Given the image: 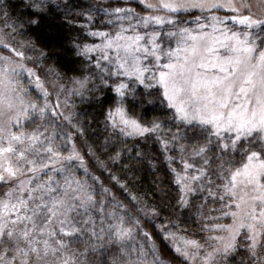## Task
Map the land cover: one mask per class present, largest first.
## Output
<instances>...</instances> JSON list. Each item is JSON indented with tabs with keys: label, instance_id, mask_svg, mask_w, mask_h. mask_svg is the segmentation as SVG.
I'll use <instances>...</instances> for the list:
<instances>
[{
	"label": "snow or ice",
	"instance_id": "snow-or-ice-1",
	"mask_svg": "<svg viewBox=\"0 0 264 264\" xmlns=\"http://www.w3.org/2000/svg\"><path fill=\"white\" fill-rule=\"evenodd\" d=\"M139 3L149 14L141 15L132 7H89L86 19L92 21V11H101L108 17L102 23L111 25L114 33L88 31L87 36L99 37L101 43L74 42L77 55L85 57L90 67V54L99 53L94 67L104 87L110 86L108 79L120 80L111 85L117 100L109 108L107 120L125 136L158 133L162 122L154 120L151 127L142 125L128 116L124 101L128 96L135 97L137 85L162 89L163 99L175 110L173 118L191 132L189 136L187 131H178L172 142L203 140L193 145L191 163L181 161L185 175L177 173L176 181L181 192L193 193L196 189L192 185L208 176L216 160L215 174L224 181L217 185V191L222 188L219 200L227 199L224 207L237 209L223 212L233 218L232 225L205 227L209 231L226 230L228 236L208 238L221 246L206 251L203 264H226L237 250V237L243 229L248 232L250 257L264 264L257 252L264 243V11L254 13L248 0ZM260 5L264 8V0ZM8 7V0H0L5 27L16 33L23 21L16 18L8 23ZM32 7L37 13L42 10L41 3ZM221 9L225 14L217 15ZM0 48L12 54H0V264H92L90 254H100L96 264H106L103 254L113 248L118 252L111 264H164L154 244L146 250L145 244L137 247L132 243L136 229L127 226V220L133 219L137 226L140 222L129 207L113 196L109 210V189L103 188V198L98 200L92 185L72 172V163L78 161L88 175L65 123L80 129L73 123V114L64 115L56 110L59 104L47 102L49 93L43 82L24 63L32 57L14 48L2 35ZM33 76L36 88L43 93V105L28 98ZM90 79L73 78L78 87L70 94L83 96ZM161 143L167 149L169 142ZM68 144L71 150L64 155ZM214 150V156H209ZM179 151L184 153L187 147L181 145ZM237 155L242 161L233 168ZM118 157L119 153L113 161ZM197 160L201 161L199 167ZM189 171L196 174L189 176ZM112 179L119 184L117 177ZM207 183H213L211 177ZM203 188L201 185L200 190ZM209 195L215 196L210 188ZM131 200L137 198L132 196ZM178 203L184 207L188 200L181 195ZM143 235L151 240L147 232ZM80 244L85 245L82 253ZM189 247L195 250L193 258L204 249L196 240H184V247L177 246L175 251L188 259ZM77 255L84 259L78 260Z\"/></svg>",
	"mask_w": 264,
	"mask_h": 264
},
{
	"label": "trees",
	"instance_id": "trees-1",
	"mask_svg": "<svg viewBox=\"0 0 264 264\" xmlns=\"http://www.w3.org/2000/svg\"><path fill=\"white\" fill-rule=\"evenodd\" d=\"M102 2L113 7L114 4L125 1L104 0ZM33 3H41L42 10L39 13L33 9ZM127 3L138 8L136 2L128 0ZM8 5L9 20L7 22L11 23L16 18H20L23 21V27L20 28L18 25V31L13 33L11 28L5 27L3 12H0V30H2L0 34L14 48L25 51L26 56L32 57L24 63L34 70L41 81L51 80L55 83L50 90L51 94L57 92L55 87L63 85L60 96L64 99L68 115H74L73 123L78 125L80 131L67 124L65 127L67 131L72 132L73 141L81 156L87 161L93 173L99 175L102 183L107 185L123 205L128 206L131 213L142 221L155 242L161 259L172 264H189L175 251L169 243V238L165 239V236L167 231L182 229L202 237L209 231L205 230L206 226L209 229L218 222V219L214 218L220 217L218 213L221 210L208 208L207 204L204 207V203L200 202L198 197L201 185H204L203 191L207 188L209 191L207 183L209 177L212 180H220L214 171L218 161L215 160V164L213 162L208 176L192 185L196 189L193 193H182L181 185L176 182L177 173L181 176L185 175L181 161L184 159L191 163L192 144L203 143V140L188 139L173 143V134L178 131L183 134L187 131L184 124L173 118L175 112L168 107L162 97H153V94L149 93L150 90L148 91L142 85L136 86L135 97L128 96L125 99L124 107L128 116L138 120L142 125L151 127L154 120L162 122L158 133L125 136L119 128L114 129L111 126V122L107 120V113L109 108L115 106L117 100L116 93L111 87L114 84L108 81L110 86L104 87L96 76L95 56L90 54L92 58L90 67L85 57L77 55L78 50L74 46V42L83 45L96 44L99 41V37L85 34L88 31L102 30L107 27L102 23L106 16L101 11H92V21L86 19V10L93 6L98 8L99 4L90 0H24V4H21L20 0H8ZM65 5L68 6L67 11ZM28 20H36L38 23L28 24ZM81 25H88V27H81ZM0 54L12 55L2 48H0ZM18 59L13 56L14 61ZM84 76L91 77L87 85L89 90L84 91L83 96L70 94L71 89L78 87L73 83V78L83 79ZM156 90L161 89L157 87ZM146 91L149 97L145 96ZM152 91L155 92V89L153 88ZM162 141L169 142L167 149L161 143ZM181 145L187 147L186 152L179 151ZM117 153L119 157L114 162L113 157H116ZM214 153L215 150L209 155L214 156ZM169 157L172 158L171 161ZM238 157L240 156H236V161L239 163ZM100 162H103L105 167H102ZM196 163L197 167L201 164L198 161ZM194 174L196 173L192 171L187 173L189 176ZM113 176L118 178L119 184L112 179ZM120 185L125 187L122 188ZM181 195L188 200V204L184 207L178 203ZM132 196H135L137 200L132 201ZM137 209H143V211H137ZM76 247L73 245V248ZM78 247L79 252L82 253L85 245L80 244ZM247 248V246L238 245L226 264H258L250 257ZM257 252L261 258H264L263 247H258ZM99 255L90 254L88 259L92 264H96ZM103 258L107 263L110 260L106 252ZM77 259L83 260L84 257L77 255Z\"/></svg>",
	"mask_w": 264,
	"mask_h": 264
},
{
	"label": "rangeland",
	"instance_id": "rangeland-1",
	"mask_svg": "<svg viewBox=\"0 0 264 264\" xmlns=\"http://www.w3.org/2000/svg\"><path fill=\"white\" fill-rule=\"evenodd\" d=\"M90 1L99 4L100 6L98 8L110 7L108 4H105L106 2H104V3L102 2L104 0H90ZM121 1H125V0H121ZM131 1L136 2L138 4V8L133 7L132 5H130L128 3H125V2L114 4L113 7H110V8H114V7H132V8H134L136 10L137 13H140L141 15L149 14L148 10L145 9V7L139 3V0H131ZM147 2L155 3L156 0H147ZM248 3H250L252 5V11L254 13L264 11V8H262L261 5H260V0H248ZM152 14H160V13H152ZM195 14H198V13H195ZM216 14L217 15H224L225 14V10L221 9ZM106 19H108V17H105L104 20H106ZM106 26L107 27L105 29H102V30H99V31H112L114 33V29L112 28L111 25H106ZM149 31H151V28L149 29ZM99 43H101L100 39H99V41L96 44H99ZM92 54L95 56V60H96V57L99 55V53L94 52ZM101 63L105 64L106 62L102 61ZM94 64H95V61H94ZM25 75H27V74H25ZM30 79L32 80V83L29 85L30 92H29V97L28 98L36 101L40 105H43L45 103V99H44L43 93L39 89L36 88V85H35L36 77L33 76ZM108 81H111L114 85L120 83V80L115 79V78L108 79ZM42 82L44 84V87L47 89V91L49 93L47 102L50 105H53V106L59 104V108L56 109V110L57 111H62L64 113V115H68V111H67L64 99L61 98L62 96H60L61 92H63V89L61 87H55V89L57 90L58 93L57 92H53L51 94L50 90H51L52 86H54L55 83L52 82L51 80H47L45 82L42 81ZM24 83L27 85L28 84V80L26 79L24 81ZM152 89H147V90L148 91L150 90L149 93H151V95L153 94V97H156V98H158V97L161 98L162 97L163 98L162 89L161 90H156V88H154L155 92L152 91ZM148 91L145 92L146 95L144 94L146 97H149V93H147ZM162 103L165 104L164 102H162ZM166 103H167V101H166ZM172 111L175 112L174 109H172ZM60 122L64 123L62 117L60 118ZM187 132H188V135L190 136L191 135L190 130H187ZM200 140H202V139H200ZM196 143H198V142H196ZM192 145H194V144H192ZM70 150H71V144H68L67 148L64 150L63 154L67 155ZM76 150L80 153V151L78 150L77 146H76ZM238 158L240 159V162L238 163V161H236V157H235V164H236V162L238 164H236V165L234 164L235 166L233 165L234 166L233 168L240 166V163L242 161V157H238ZM83 160H84L85 167L88 169V175H85L84 169L79 166V162L78 161H74L72 163V165H71L72 172L74 173V175L77 178L86 179L88 181V184L92 185V187L95 189L96 198L98 200L103 198L102 197L103 188L109 189V192L106 194V197H107L106 202H107V205H108V209L110 210L112 208V203H113L112 197L115 196L114 193L110 190V188L107 187V185L102 183V181H101L102 179L99 177V175L97 173H93L92 169L88 166L87 161L84 158H83ZM197 161L199 163H201V161H199V160H197ZM214 164H215V162H214ZM93 176L97 177L98 179L94 181L92 179ZM212 181H213V183L209 186V188H211V191L215 194V196L209 195V191H207L208 190V188H207L203 192H201V191H200L201 193L199 192V196H198L199 197V201L204 203L203 204L204 207L207 204L208 208L210 207V208H214L213 210H218V209L221 210L218 213V215H220V217L218 219V222L215 223V225H232L233 224V218L230 215L229 216H224L223 212H225V211H237V209L234 206L231 209L224 207V205H226L228 203L227 199H225L223 202H221L219 200V196L222 194V188H221L220 191H217V185H222L224 183V181L223 180H212ZM205 191H207V192H205ZM115 199L121 202V200L119 198H117L116 196H115ZM121 204L123 205L122 202H121ZM98 207H99V205H98ZM117 211L120 212V214H124L119 209ZM131 215L134 216L136 219H138L139 222H140L139 226H137V225H135L133 219L128 218V220H127V226H131V227L136 229V231L134 232V240L132 241V243L136 244L137 247L139 246L140 243H143L146 246V250L148 248H150L154 244L156 249H157V246H156L155 242L153 241V239H152L151 235L149 234L148 230L143 226L142 221L137 216H135L133 213H131ZM209 229H211V227H209ZM257 230L259 231V225L257 226ZM189 231H191L190 228H189ZM144 232H147L149 234V236L151 237L150 241H149V239L147 237H144V235H143ZM169 233H172L174 235H168ZM166 234H167V236L169 238L170 245L174 249H176L177 246L183 248L184 247V240H196L199 243H201L202 245H204V249L201 250L199 255H196L194 258H193V253L195 252V250L191 249L190 247L188 249L189 253H190V256H189L188 259H185V257L182 254L178 253L189 264H203V259L202 258L205 255L206 251H211L213 246H215V247H220L221 246L219 243H214L213 241H210L208 239L210 236H224V237L228 236V232L226 230H220V229H216L214 231H208V233H206V235H204L205 234L204 233L202 235V237L200 235L198 236L196 233H192V232L189 233L188 231H183L182 229L181 230L174 229L172 231H167ZM247 236H248L247 229H243L241 231V235L237 237V245H239V246L243 245V246H247L248 247L249 241H247V239H246ZM261 247L264 248V243H262ZM117 252H118V250L116 248H113L111 251L106 252V253H108V255L110 257V260H108V263L106 262V264H109V262L111 264V260H112L113 256H115L117 254ZM243 254L246 255L245 253H243ZM151 259H152V255L150 254L149 257H148V260L150 261ZM162 261L164 262V264H172V263H169V262H167V261H165L163 259H162Z\"/></svg>",
	"mask_w": 264,
	"mask_h": 264
}]
</instances>
